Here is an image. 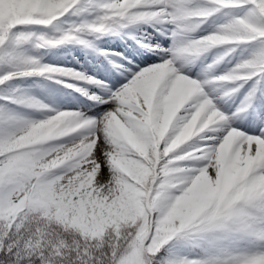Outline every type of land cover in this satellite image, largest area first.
Instances as JSON below:
<instances>
[{"label":"snow or ice","instance_id":"snow-or-ice-1","mask_svg":"<svg viewBox=\"0 0 264 264\" xmlns=\"http://www.w3.org/2000/svg\"><path fill=\"white\" fill-rule=\"evenodd\" d=\"M0 264H264V0H0Z\"/></svg>","mask_w":264,"mask_h":264},{"label":"rangeland","instance_id":"rangeland-1","mask_svg":"<svg viewBox=\"0 0 264 264\" xmlns=\"http://www.w3.org/2000/svg\"><path fill=\"white\" fill-rule=\"evenodd\" d=\"M241 15H243V13H241ZM73 19H75V18H73ZM208 27H209V25L207 24L206 28H208ZM133 31H135V30H133ZM143 31H145V30L143 29ZM135 32H134V36L135 37L139 36V38H141L142 33L137 32V31H135ZM108 39H110V38L106 37L100 43L102 45H106L109 48V51H111V52H119V51L123 52L124 48L129 46L130 45L129 42L132 41V40H124V42L116 43V42H110ZM165 47H167V46L165 45ZM72 48L74 49V51H72L69 55L68 54L67 55L57 54L55 56H47L45 58V60H46V62H50V61H53V60L59 58L63 61V63H61L59 65L62 67H70L74 63V60L79 61L80 64H86V61H90L93 64H96V63L106 64V62L103 61L102 58L97 60L94 56H86L85 53L83 51H80L78 48H75V47H72ZM129 51H131V48H129ZM76 70H79V68L77 67ZM80 83H83V82H80ZM30 84H31V81H29L28 84H25L22 87H28ZM69 91H71V90H69ZM34 92L38 97L43 98V94L39 91V89H35ZM77 95H79V94L77 93ZM56 102L58 104H61V106L64 107L66 110H72L71 97L62 96V97L58 98ZM170 107H171V105H170ZM245 125L247 126V128H250L251 130L253 129V126L251 124H249V122L246 121ZM118 127L120 128L121 133L127 137L128 141L130 143V139H131L132 135L127 131V129L123 125H119V123H118ZM251 130H249V131H251ZM207 133L209 135H212L210 130H208ZM252 134H258V130L253 131ZM249 164H250V161L238 160L236 162V164L234 165L232 171L230 173H226V180L230 181L235 176L240 175L247 168V166ZM238 166H240V167H238Z\"/></svg>","mask_w":264,"mask_h":264},{"label":"trees","instance_id":"trees-1","mask_svg":"<svg viewBox=\"0 0 264 264\" xmlns=\"http://www.w3.org/2000/svg\"><path fill=\"white\" fill-rule=\"evenodd\" d=\"M221 19H222V22L220 23V21L219 20H217L216 22H217V24H222V23H225L226 22V18L225 17H223V16H221L220 17ZM13 83H16V84H19V82H13ZM23 84H20V86H22ZM134 143H135V141H134Z\"/></svg>","mask_w":264,"mask_h":264},{"label":"bare ground","instance_id":"bare-ground-1","mask_svg":"<svg viewBox=\"0 0 264 264\" xmlns=\"http://www.w3.org/2000/svg\"><path fill=\"white\" fill-rule=\"evenodd\" d=\"M144 30H146V32L147 31H151L150 29H147V28H144ZM170 43V42H169ZM166 46H168L167 44H166ZM210 128H211V126H210ZM248 130H251L250 128H248ZM208 130H206V132H207ZM250 132H253L252 130L250 131Z\"/></svg>","mask_w":264,"mask_h":264}]
</instances>
